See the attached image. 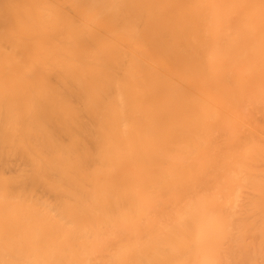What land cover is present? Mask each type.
Listing matches in <instances>:
<instances>
[{"label":"bare ground","instance_id":"bare-ground-1","mask_svg":"<svg viewBox=\"0 0 264 264\" xmlns=\"http://www.w3.org/2000/svg\"><path fill=\"white\" fill-rule=\"evenodd\" d=\"M263 62L264 0H0V264H264Z\"/></svg>","mask_w":264,"mask_h":264},{"label":"rangeland","instance_id":"rangeland-1","mask_svg":"<svg viewBox=\"0 0 264 264\" xmlns=\"http://www.w3.org/2000/svg\"><path fill=\"white\" fill-rule=\"evenodd\" d=\"M248 61L250 62V61H252V59L250 60V58H249ZM248 61L245 60V61H241V62L243 63V62H248ZM238 62H239V61H238ZM249 62H248V63H249ZM253 62H254V61H253ZM261 62H262V61H261ZM248 63H245L246 65L244 64L245 67H247V66L250 67V65H247ZM254 63H255V62H254ZM263 63H264V62H263ZM249 64H251V63H249ZM237 65L240 66L239 63H238V64L236 63L235 66L238 67ZM241 65H242V64H241ZM251 65H252V64H251ZM254 65H255V64H254ZM263 66H264V65H263ZM260 67H261V66H260ZM257 68H258V67H257ZM259 69H260V68H259ZM261 69H262L263 71L258 70L259 73H261V72L264 73V69H263V68H261ZM258 71H257L256 73H257L258 75H260V74L258 73ZM256 73H255V74H256ZM258 75H255V76H258ZM260 76H263L262 78H264V74L261 73ZM260 76H258V77H253V78H259L258 81L252 78L253 82H254V81H257V82H255L256 84H258L259 82H261V83L264 84V81H262V79H261ZM263 80H264V79H263ZM248 82H249V83H248V85H249V84H251L252 81H248ZM252 84H253V83H252ZM246 85H247V84H246ZM253 85H254V84H253ZM253 85H251V86H249V87H252ZM254 86L257 87V88H256V89H257L256 92H257V91L260 92V94H259V98H261L260 100H264V99H262V96H261V95H263L262 92H264V89H263V91L261 92L262 89H259L260 91L258 90V88H260V86H258V85H254ZM254 86L252 87L253 89H255ZM247 87H248V86H246L245 88H247ZM263 88H264V87H263ZM253 89H249V90H253ZM249 90L246 89L247 94L249 93V92H248ZM243 92H244V91H243ZM246 92H245V93H246ZM252 93H253V92H252ZM252 93H251V94H252ZM251 94H249V96H255V95H253V94L251 95ZM255 94H257V93H255ZM244 95H246V94L243 93V98L246 97V96H244ZM256 97H258V96H256ZM256 97H255V98L252 97V98H253L254 100H256ZM247 99H248V98H247ZM249 99H250V100H249ZM249 99H248V100H249V103H251L250 101H252V102H254V104H253V103H252V104L247 103V104H244V105H238V104H237V107H236L237 109H236V111H237V112H241V113L243 112V113H242L243 115H240L241 113H239L238 116H239V115L242 116V118H240V119H242L241 121H243V122H241V125H242V124H245V126H246V125L248 124V127H247V128H246V127H244V128L242 127V128L244 129L243 131H245V133L249 131L248 135L246 134L247 137L249 138V136H250V134H251L252 136H254V137L256 138V135H254L255 132H254V130L251 129V128H255V127L257 126L256 124H260L259 127H260V126H263V125H261V124H264V119H260V118H264V115H263V114H264V112H263V111H264V110H263L264 107L262 106V103L258 102V101H260V100L256 101V104H257V102H258V105L261 104L259 107H261V106L263 107V109H262V107H261V109H262V114H257V113L261 112V111H260V108L258 107L259 110H258L257 108H255L256 112L253 111L254 108H252V107H254V105H256V104H255V101L251 100V98H249ZM257 99H258V98H257ZM243 100L245 101L246 98H244ZM248 100H247V101H248ZM247 101H246V102H247ZM246 102H245V103H246ZM241 103L243 104V101H242ZM263 104H264V101H263ZM250 105H252V106H250ZM243 106H244V107H243ZM255 107H256V106H255ZM251 108H252L253 110H251ZM247 109H250V110L248 111V112H250L249 115H252V113L255 112V113L257 114V116H254V118H252V116L246 117V116H248V113L246 112ZM234 112H235V110H234ZM245 112H246V113H245ZM256 114H253V115H256ZM236 115H237V114H236ZM258 115H261V116H258ZM244 116H245V117H244ZM255 117H259V118H255ZM245 118H248V120H244ZM250 119H254L253 122H251V124L249 123V120H250ZM256 119H259V120H256ZM261 120H262V121H261ZM221 121H222V120H221ZM250 121H251V120H250ZM255 121H256V122H255ZM237 122L240 123L239 121H237ZM253 124L256 125V126H254ZM239 127H240V126H239ZM237 128H238L237 126H236L234 129L231 128V127L229 128V126H228V129L219 130V129H220V128H219L218 131L221 132L224 136H226L229 132L234 133L235 135L240 133L239 135H243V137H242V139H243L245 134H243V131H241V129H240L239 131H237V130H236ZM238 129H239V128H238ZM245 129H246V130H245ZM257 129H258V128H257ZM261 129H262V127H260V130H261ZM263 129H264V127H263ZM263 129H262V131H263ZM255 131H257V133H259V130H255ZM262 131H261L260 133H262V134L264 135V133H263ZM215 133H216V134H215V139H216V136L219 135L220 133H217V131H216ZM241 133H242V134H241ZM260 133H259V134H260ZM259 134H258V135H259ZM246 135H245V136H246ZM259 136H260V135H259ZM257 137H258V136H257ZM219 138H220L221 141H219V140H213V141H215V142H212L211 146H213V147H211V149H216L218 152H223L225 149L223 148L224 145H222V143H221V142H222V135H221V136L219 135ZM219 138H217V139H219ZM261 138H263L262 135L260 136V139L257 138V140L259 139V140H258V143L261 142L260 144H263L262 141H264V140H261ZM240 139H241V138H240ZM260 140H261V141H260ZM218 141H219V143L217 144L216 142H218ZM220 145H221V146H220ZM211 151H212V150H211ZM213 151H214V150H213ZM213 151H212V152H213ZM217 151H216V152H217ZM212 152H211V153H212ZM216 152H215V153H216ZM215 153H213V154L215 155ZM218 154H222V153H218ZM218 154H216V155L218 156ZM217 156H216L215 160H212V162H210V161H208V162H210V163H212V164L216 163V161L218 160V158H220L221 155L218 156V157H217ZM180 157H181V156H180ZM194 157H195V156H194ZM197 157H199V155H198ZM213 158H214V157H213ZM181 159H182V158H181ZM192 159H193V160H194V159L196 160L197 158H192ZM211 159H212V158H211ZM211 159H210V160H211ZM197 160L201 161V159H197ZM202 160L205 161V162L207 161V160H205V159H202ZM199 161H198V162H199ZM192 162H194V161H192ZM201 162H202V161H201ZM180 163H182V164H181L182 166H183V165L185 166V165L187 164L186 162H185V164H184L183 160H181ZM195 163H197V162H195ZM201 164H202V163H201ZM199 165H200V164H199ZM204 165H205V164H203V166H204ZM201 166H202V165H201ZM259 167H261V166H259ZM261 169H263V168H261ZM205 172H207V171H205ZM211 172H216V174H219V172L217 173V171H211ZM211 172H209V173H211ZM205 174H208V173H205ZM212 174H213V173L207 175V176H209V179H210V180H211V178L213 177ZM199 175H201V174H199ZM199 175H197V176H199ZM217 176H218L217 178L220 177L219 175H217ZM203 177H204V176H202V178H203ZM195 178H196V177H195ZM197 179H198V178H197ZM199 179H201V178L199 177ZM219 179H220V178H219ZM219 179H215V181H217V180H219ZM211 181H212V180H211ZM199 182H201V180H199ZM199 182H198V184H201V183H199ZM212 182H213V181H212ZM185 183H186V182H185ZM183 185H185V184H183ZM201 185H202V184H201ZM201 185H198L197 188H199V189L202 188V187H200ZM179 186H182V185H179ZM186 186H187V185H185V187L183 186L184 188L182 187L181 190L185 189ZM176 187H177V188H176ZM173 188L178 189L179 187H178V186H175V187H173ZM197 188H196V189H197ZM179 190H180V189H179ZM181 190H180V191H181ZM247 190H249V189L247 188ZM247 190H243V191H245V192H241L242 200H244V201H245V200H246V201L253 200V199H251V198H253V197H251V196H253V194H252L253 192L251 193V192H249V191H247ZM174 191H176V190H174ZM184 191L187 192V189L184 190ZM184 191H183V192H184ZM178 193H180V192H178ZM184 194H186V193H182V194H180V195L183 196ZM164 195H165V193H164ZM161 196H162V194H161ZM183 197H185V196H183ZM183 197L181 198V200L179 201V203H180L181 201H183V200H182V199H184ZM162 198L164 199L165 197L163 196ZM243 198H244V199H243ZM152 200H153V199H152ZM246 201H245V202H242V204L244 205V204L246 203ZM181 203H182V202H181ZM246 205H247V204H246ZM158 207H159V206H158ZM247 207H248V206H247ZM247 207H246V208H247ZM155 209H156V212L161 211V208H160L159 210H157V208H155ZM164 210H165V209H164ZM166 210H167V209H166ZM169 210H170V209H169ZM167 211H168V210H167ZM167 211H166V212H167ZM169 212H170V211H169ZM160 213H161V214H162V213H163V214H166V213H164L163 211L159 212V214H160ZM248 213H249V212H248ZM251 213H255V212H251ZM159 214H158V215H159ZM169 214L171 215V214H173V213H169ZM158 215H157V216H158ZM163 216H164V215H163ZM253 217H254V216H253ZM249 219H250V218H249ZM251 220H252V219H251ZM233 232H235V231H233ZM245 234H246V233H245ZM247 234H250V235H251L250 232H248ZM252 235H253V234H252ZM252 235H251V236H248V237H249V238H252V237L257 238L256 236H254V235L252 236ZM246 236H247V235H246ZM246 236H244V239L247 238ZM249 238H247V239H249ZM244 239H243V240H244ZM245 240H246V239H245ZM245 240H244V241H245ZM254 240H255V239H253V240L249 239V241H251V242H253ZM251 242H250V243H251ZM254 242H256V243H255L256 246L253 245V247H255V249H256V247H257V243H258V239H257V241H254ZM250 243H249V244H250ZM225 244H227V243H225ZM253 244H254V243H253ZM246 245H247V244H246ZM251 245H252V244H251ZM223 246H224V245H223ZM225 246H227V245H225ZM225 246H224V248H225ZM229 247H231V245H229ZM246 247H247V246H246ZM249 247H250V245H249ZM233 248H234V246H233L232 248H229V249H233ZM249 249H251V248H249ZM249 249L247 248V250H249ZM253 249H254V248H252L251 250H253ZM227 250H228V249H227ZM106 251L108 252L109 250H106ZM106 251H104V254H107V253H105ZM110 251H111V250H110ZM116 251H117V250H116ZM231 251H233V250H231ZM234 251H235V250H234ZM111 252H113V251H111ZM98 253H100V251H99V252H96V254H98ZM108 253H109V252H108ZM99 255H102V254H98L97 256L95 255V256H96V257H95V260H97V259L100 258V257H98ZM108 255H109V254H107L106 257H107ZM102 257H103V256H102ZM102 257H101V258H102ZM106 257L104 256V258H106ZM104 258H102V259L104 260ZM102 259H101V260H102Z\"/></svg>","mask_w":264,"mask_h":264}]
</instances>
